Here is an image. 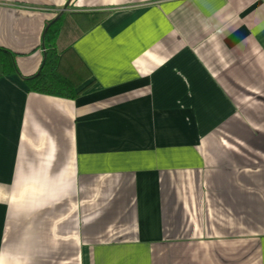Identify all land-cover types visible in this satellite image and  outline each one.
<instances>
[{
	"label": "crops",
	"instance_id": "1",
	"mask_svg": "<svg viewBox=\"0 0 264 264\" xmlns=\"http://www.w3.org/2000/svg\"><path fill=\"white\" fill-rule=\"evenodd\" d=\"M0 78V264H264V0H0L38 72Z\"/></svg>",
	"mask_w": 264,
	"mask_h": 264
},
{
	"label": "trees",
	"instance_id": "2",
	"mask_svg": "<svg viewBox=\"0 0 264 264\" xmlns=\"http://www.w3.org/2000/svg\"><path fill=\"white\" fill-rule=\"evenodd\" d=\"M65 15L63 11L47 24L42 39L43 62L34 75L23 76L17 68L15 54L0 46V78L17 74L31 91L75 99L80 93L77 91V82L64 72L62 63L68 48H61L58 43Z\"/></svg>",
	"mask_w": 264,
	"mask_h": 264
},
{
	"label": "water",
	"instance_id": "3",
	"mask_svg": "<svg viewBox=\"0 0 264 264\" xmlns=\"http://www.w3.org/2000/svg\"><path fill=\"white\" fill-rule=\"evenodd\" d=\"M55 18H56V17H55ZM55 18H54V19H55ZM45 29H46V28H45Z\"/></svg>",
	"mask_w": 264,
	"mask_h": 264
}]
</instances>
